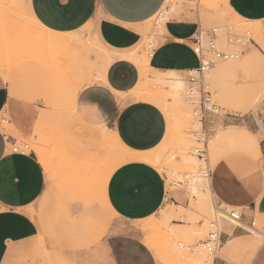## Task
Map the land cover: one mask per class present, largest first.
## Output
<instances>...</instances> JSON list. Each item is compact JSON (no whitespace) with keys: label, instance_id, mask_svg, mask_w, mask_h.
I'll return each instance as SVG.
<instances>
[{"label":"crops","instance_id":"1","mask_svg":"<svg viewBox=\"0 0 264 264\" xmlns=\"http://www.w3.org/2000/svg\"><path fill=\"white\" fill-rule=\"evenodd\" d=\"M225 1L234 17L247 22L264 21V0ZM10 2L0 0V29L6 27ZM165 2L16 3V11L25 12L40 30V41L54 46V35L71 34L92 22L96 41L108 51L105 58L109 65L99 83L73 93L77 134L83 140L104 129L99 136L106 147V140L114 136L127 149L139 153L156 149L164 140V113L154 105L131 100L129 93L140 83L145 69L148 74L188 73L200 66L191 43L199 29L191 21L166 22L162 36L149 49L147 65L142 63L145 25L160 13ZM22 23L21 16L12 21L14 33L20 34L16 30ZM1 33L2 30L0 37ZM263 98L264 86L260 99ZM28 108L32 107L11 95V85L0 73V115L7 112L16 127L24 131L23 125L31 122L24 115ZM261 119L264 121V116ZM250 124L254 128L245 122L243 136L228 128L212 141V146L226 141L242 143L252 158L261 155L263 162L262 171L251 160H245L247 163L242 166L221 164L212 171L211 192L222 205L238 209L241 214L238 224L222 222L221 245L214 264H264V141L259 143V154L250 132L258 129L255 118ZM16 144L0 129V264H158L154 253L133 229L121 230L124 223L156 215L166 200L175 206L188 204L183 192L167 191L164 177L155 167L116 157L117 164L100 175L84 176L68 185L54 180V205L67 206H61V210L54 206V219L43 218L37 210L48 191L43 164L34 154L12 153ZM31 209L36 213L32 214ZM107 214L111 217L109 222ZM90 220L91 227L86 225ZM108 224L112 229H121L106 233Z\"/></svg>","mask_w":264,"mask_h":264},{"label":"rangeland","instance_id":"2","mask_svg":"<svg viewBox=\"0 0 264 264\" xmlns=\"http://www.w3.org/2000/svg\"><path fill=\"white\" fill-rule=\"evenodd\" d=\"M17 2L11 0L6 27L0 29V73L11 85V95L32 107L24 110L31 122L24 124V131H21L5 112L0 115V129L16 140L17 147L24 144L26 153L34 154L38 161L37 155L43 154L45 165L40 164L46 174L48 191L37 210L40 217L54 219V206L55 210L67 206L54 205V180L68 185L66 183L84 176L100 175L118 162L100 140L99 133L104 129L89 140L78 136L79 124L73 108V93L76 94L80 87L99 83L108 62L105 58L108 51L96 41L92 22L71 34L54 35V46L40 41L38 35H43L25 12L16 11ZM225 2L166 0L160 13L144 28L141 51L156 45L166 22L191 21L196 23L206 40L213 39L218 51L235 56L230 61L218 62L200 79H193L196 74L189 73H174L173 76L151 73L150 79H141L129 93L131 100L154 105L164 113L166 135L149 153L157 161L154 167L164 177L167 191L183 192L188 198L186 206H175L166 200L156 215L143 221L124 223L122 229L119 228L123 231L133 229L144 244L151 243L149 245L154 247L150 249L158 264H209L207 252L202 247H188L203 240L208 222L219 218L213 207L220 202L210 190L212 171L217 169L216 166L229 163L242 166L247 163L245 160H251L262 171L261 155L252 158L242 143L226 141L212 146L215 137L228 128L243 136L245 122L254 128L250 124L253 118L258 129L250 132L257 141L258 150L259 143L264 141V121L261 119L264 98L260 99L264 86V21L247 22L234 17ZM18 16L29 25L20 34L12 30V21ZM152 77L161 84H154ZM169 80L181 83L177 98L169 93ZM202 84L208 87L218 111L195 116V107L189 99L199 97ZM191 89L194 91L190 92ZM150 95L156 97L151 99ZM201 142L206 149L203 161L194 153L201 147ZM30 211L36 213L34 209ZM106 219L109 222L110 215L107 214ZM222 222L226 221L219 219L220 228ZM86 225L93 226L92 221H86ZM143 226L151 229L143 232L140 229ZM118 230L108 224L106 233Z\"/></svg>","mask_w":264,"mask_h":264},{"label":"built area","instance_id":"3","mask_svg":"<svg viewBox=\"0 0 264 264\" xmlns=\"http://www.w3.org/2000/svg\"><path fill=\"white\" fill-rule=\"evenodd\" d=\"M162 16V14L160 15ZM210 38V37H209ZM191 43L195 47L197 55L199 57L200 66L195 71L188 72L189 74H196V77L193 79H200L203 74L210 69H212L218 62L230 61L234 59V55L229 52L218 51L214 41L212 38L206 40L203 33L198 30L191 38ZM210 55V56H208ZM201 83V80H200ZM194 89H191L190 92H193ZM190 103L194 105V115L195 116H203L206 113L217 112L218 109L216 105L213 104L211 99V93L208 91V87L204 84L201 85L199 90V97L196 99H189ZM201 147L196 148L194 153L196 157L203 161L206 155V149L204 146V142H201ZM26 146L24 144H20L19 147L17 145L12 147V153L14 154H27ZM214 213L219 217L215 218L212 221H209L206 226V236L203 240L196 241L194 245L188 247V249H193V247H202L208 255L209 264H214L215 256L219 250L221 245L220 243V234L221 228L219 219L225 220L230 224H238L241 220V214L239 211L234 209H228L226 207H222L221 203H217V207H214ZM255 224L252 223L251 226ZM180 246V245H179Z\"/></svg>","mask_w":264,"mask_h":264},{"label":"bare ground","instance_id":"4","mask_svg":"<svg viewBox=\"0 0 264 264\" xmlns=\"http://www.w3.org/2000/svg\"><path fill=\"white\" fill-rule=\"evenodd\" d=\"M225 6H226V8L228 9V10H230L229 9V7H228V4H227V2H225ZM29 27V25L27 24V23H25V22H23L20 26H19V28L16 30L18 33H22V32H24L27 28ZM146 50L145 51H141V61H142V63L144 64V65H147V63H148V58H149V56H150V51H149V49H147V48H145ZM109 65V61L106 63V65H105V68L104 69H106V67ZM143 65V66H144ZM153 74H155V75H159V74H162V73H158V72H152ZM104 74V73H103ZM172 74H174V73H167V74H163V75H171V76H173ZM99 77V76H98ZM150 76H149V74L147 73V71H146V69L145 70H143V73H142V80H144V79H148ZM153 78V77H152ZM150 79V78H149ZM153 80V83L154 84H161V82H160V80H158V79H156V78H153L152 79ZM149 81V80H148ZM94 83V82H93ZM167 84H168V87H169V89H170V91H169V93H170V95L172 96H174V97H176L177 98V96H178V93H179V91L181 90V83L180 82H178L177 80L176 81H174V80H169L168 82H167ZM80 89H81V87H80ZM79 91V90H78ZM149 96V95H148ZM155 96V95H154ZM153 95L151 96L150 95V97H151V99H154L155 97H154ZM149 97V98H150ZM153 97V98H152ZM173 98V97H172ZM161 99V98H160ZM162 101V100H161ZM165 110V109H164ZM107 141V147L109 148V150L112 152V154L115 156V157H121L122 159H123V161L124 162H132V161H140V162H144V163H147V164H150V165H152L153 167L157 164V161H156V159H155V157L152 155V154H150L149 152H141V153H139V152H133V151H131V150H129V149H127L125 146H123L122 144H120L118 141H117V139L116 138H114V136H111V139H107L106 140ZM40 143V142H39ZM36 147H37V145H36ZM41 155H43V154H38V159H39V161L42 163V164H44L43 163V161H45V160H43V157L41 156ZM45 165V164H44ZM111 173H112V171H110L109 173H107V175H106V177L103 179L104 180V182H106L107 180H108V178H109V176L111 175ZM202 182V181H201ZM200 182V183H201ZM202 184V183H201ZM205 185V184H204ZM203 185V186H204ZM204 187H206V186H204ZM205 189V188H204ZM209 189V188H208ZM207 189V190H208ZM206 191V190H205ZM209 191V190H208ZM195 192V191H194ZM197 195V194H196ZM207 195V194H206ZM165 207H169V206H165ZM166 209V208H165ZM161 212H162V210H161ZM213 212H214V207H213ZM164 213V212H163ZM166 214H167V212H166ZM164 215H165V213H164ZM141 229V231H143V232H145L146 231V233H147V231H149L151 228L150 227H147V226H143V227H141L140 228ZM149 233V232H148ZM147 240V239H146ZM147 243V242H146ZM145 243V245L147 246V247H154V246H152V245H149V244H151V243H149V244H146ZM179 257V256H178ZM177 258V257H176ZM180 261H182L181 259H180ZM180 261L178 260V262L180 263ZM177 262V263H178ZM183 263V262H182ZM181 263V264H182ZM176 264V263H175Z\"/></svg>","mask_w":264,"mask_h":264}]
</instances>
